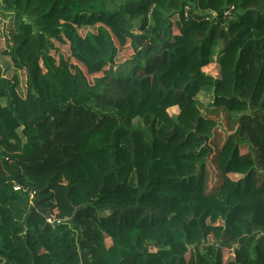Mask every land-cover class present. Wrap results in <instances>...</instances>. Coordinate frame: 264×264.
Returning <instances> with one entry per match:
<instances>
[{"label": "trees", "instance_id": "16d2710c", "mask_svg": "<svg viewBox=\"0 0 264 264\" xmlns=\"http://www.w3.org/2000/svg\"><path fill=\"white\" fill-rule=\"evenodd\" d=\"M0 17V264H264V0H0ZM113 22L129 59L92 83L49 54L63 24ZM37 167L72 170L57 212Z\"/></svg>", "mask_w": 264, "mask_h": 264}, {"label": "rangeland", "instance_id": "374dc122", "mask_svg": "<svg viewBox=\"0 0 264 264\" xmlns=\"http://www.w3.org/2000/svg\"><path fill=\"white\" fill-rule=\"evenodd\" d=\"M7 20L8 18L0 17V22H6ZM63 27L65 31L61 33L57 38H53L49 41V54L53 57L56 63L58 62L59 57L63 56L69 62L73 70L79 69L83 73L89 83H92V80L94 78L102 76L103 71L105 73L109 68L108 65H113L115 67L129 59V55L131 53L129 48V40L124 43V47H121L120 44L118 45L117 40L114 37V30H116V23L114 22L112 25L113 31H107V33L100 29H92L89 27L82 29L71 24H63ZM9 28L10 26L8 24L4 27V30L0 28V49L5 48V41L2 31L9 30ZM71 36H74L76 38L78 42V46H76L77 48L74 47ZM118 40H120V38H118ZM110 52L113 54V58L111 61H108L106 58L108 54H110ZM106 63H108V65H106ZM0 67L2 68V75L11 78L12 74L5 75V72L7 70L6 61L2 58H0ZM207 72L212 76H215L213 66L212 68H208ZM17 78L18 87L16 89V95L20 96L22 99H25L27 91L25 76L23 73H19ZM13 83L14 81H11V84ZM208 101L210 102V97H208ZM169 112L171 114H177L178 109H170ZM202 113L204 114V109H202ZM77 135L78 133L74 135L73 144H75V141L78 138ZM227 135L228 134L225 130L224 120L221 119L220 126L216 129L214 138L210 142H208V145L211 148V153L206 162L208 176L207 181L205 182V186L207 192L220 186L223 181L222 176L216 168L215 157ZM241 152L244 153L245 150L243 149ZM74 154L75 149L71 151V153L68 155V159H65V162H67V160L70 161L71 156H73ZM37 169L40 172H37ZM37 169L34 168L31 171L34 173V175H38V178L41 179L40 184L43 189H45L42 194L46 197V199L45 203L42 204V206L50 210V212H57L54 203L55 197L57 196L55 179L56 181L61 179V185L59 187L60 191L68 190L74 184L71 177L72 170L70 167H58L54 170L46 169L44 171H42L40 167H37ZM34 170L37 172V174ZM231 179L233 180L234 178ZM14 186V188H18L16 187V185ZM32 197L33 193H30V200H32ZM231 251L232 250H230L229 252ZM229 252H225V257Z\"/></svg>", "mask_w": 264, "mask_h": 264}, {"label": "built area", "instance_id": "2783aa9c", "mask_svg": "<svg viewBox=\"0 0 264 264\" xmlns=\"http://www.w3.org/2000/svg\"><path fill=\"white\" fill-rule=\"evenodd\" d=\"M228 13V12H227ZM14 189H18V188H14ZM49 222H51L50 220H48Z\"/></svg>", "mask_w": 264, "mask_h": 264}, {"label": "water", "instance_id": "95a60500", "mask_svg": "<svg viewBox=\"0 0 264 264\" xmlns=\"http://www.w3.org/2000/svg\"><path fill=\"white\" fill-rule=\"evenodd\" d=\"M206 142H207V139H206ZM206 144V143H205ZM79 209V208H78ZM48 218V217H47Z\"/></svg>", "mask_w": 264, "mask_h": 264}]
</instances>
